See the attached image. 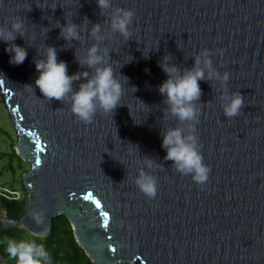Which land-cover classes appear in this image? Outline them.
<instances>
[{
	"label": "water",
	"instance_id": "water-1",
	"mask_svg": "<svg viewBox=\"0 0 264 264\" xmlns=\"http://www.w3.org/2000/svg\"><path fill=\"white\" fill-rule=\"evenodd\" d=\"M117 8L135 13L128 41L111 31ZM17 18L24 35L15 33L9 43L28 55L11 65L0 41V86L18 135L14 150L30 163L22 178L27 207L19 221L3 218L0 233L17 227L44 238L63 215L93 264H264V0H111L107 9L96 0H0V28L10 30ZM66 21L77 25L80 40L61 37ZM96 24L100 40L90 35ZM93 44L127 84L112 115L98 111L86 124L70 101L42 96L34 60L54 47L68 75L91 78L95 69L81 67L77 56ZM204 51L212 68L230 78L226 85L215 77L199 82L192 134L211 169L199 186L164 159L162 133L189 130L169 113L158 88L167 79L163 57L183 74ZM84 82L75 81L73 90ZM234 92L245 107L227 118L221 96ZM141 172L157 180L153 199L135 183ZM33 212H42L39 224Z\"/></svg>",
	"mask_w": 264,
	"mask_h": 264
},
{
	"label": "clouds",
	"instance_id": "clouds-1",
	"mask_svg": "<svg viewBox=\"0 0 264 264\" xmlns=\"http://www.w3.org/2000/svg\"><path fill=\"white\" fill-rule=\"evenodd\" d=\"M96 4L100 9H107L111 7V0H96ZM134 16L135 13L132 10L117 8L109 20L111 31L113 33L118 32L125 41H128L133 35L130 28ZM24 27V21L17 18L11 24L10 30L0 28V41L7 45L4 51L9 54L11 65H22L28 55L25 48L15 43H9L16 39L15 33L21 37L24 35ZM100 30V25L96 24L93 26L90 35L100 40L102 39L99 35ZM60 35L65 41L80 40L77 25L70 21H66L65 26L60 30ZM99 52V47L93 44L87 50L86 55L77 56V62L81 67L87 66L89 69H95V74L91 78H89L88 72L68 75L67 64L64 61H58L57 50L54 47L46 49L43 59L34 60L36 71L39 73L35 80V87L39 89L42 96L49 102L52 100L70 101L71 112L78 120L86 124L92 123L98 111L112 115L121 105L127 84V78H117L113 68L107 65L104 56L100 55ZM104 55H107V49H105ZM169 59L165 56L159 63V67L167 79L159 86L158 91L161 96L166 98L164 103L168 106L169 113L175 116L180 123L187 124L189 134L185 135L179 127L163 132L161 147L167 153L164 159L173 162L176 172L183 176H191L197 185L204 186L209 179L211 169L204 163V157L197 144V137L192 134L196 131L195 124L199 123L200 110L197 105L202 96L199 82L210 81L215 77L226 85L230 74L225 72L221 77L212 68V60L208 51L197 55L194 58L192 69L185 70L183 74H179V70L175 66L169 65ZM201 63H203V67H201ZM101 64L105 66L99 67ZM205 69L208 72L207 76ZM82 77L86 82L80 83L79 89L74 91L73 83ZM26 87L32 89L31 85ZM221 100L224 101L222 109L225 117L234 118L241 115V109L245 107V100L239 92L222 95ZM145 163L151 167L153 161L146 159ZM135 183L149 199L156 197V178L141 172ZM32 218L39 224L43 220V214L42 212H33ZM36 239L37 237L33 236L19 242L13 239L4 241L7 259L15 261V264H50L49 253L43 244L36 242Z\"/></svg>",
	"mask_w": 264,
	"mask_h": 264
},
{
	"label": "trees",
	"instance_id": "trees-1",
	"mask_svg": "<svg viewBox=\"0 0 264 264\" xmlns=\"http://www.w3.org/2000/svg\"><path fill=\"white\" fill-rule=\"evenodd\" d=\"M10 155L12 158L16 157L20 160L13 147H11ZM18 169L20 172L26 173L21 164ZM26 196L27 190H25L24 194L22 193L21 199L16 201H8L0 197V214L2 217L17 221L21 220L26 213ZM21 232H24L23 229L12 227L0 233V264H15V261H9L6 257L4 241L7 239L14 240ZM36 241L43 244L45 250L49 253L50 264H93L76 243L71 225L63 215L53 219L48 236L44 238L37 237Z\"/></svg>",
	"mask_w": 264,
	"mask_h": 264
},
{
	"label": "rangeland",
	"instance_id": "rangeland-1",
	"mask_svg": "<svg viewBox=\"0 0 264 264\" xmlns=\"http://www.w3.org/2000/svg\"><path fill=\"white\" fill-rule=\"evenodd\" d=\"M6 96L0 86V186L12 188L24 194L26 190L22 182L24 173L22 171L20 172L18 166L21 164L27 173L30 169V163L23 161L21 158L20 160L22 161L16 157L12 158L10 155L11 147L14 148L18 142V135L14 129L12 114L10 115L8 111ZM23 231L25 233L26 230L23 229ZM31 237L33 236L31 235ZM133 264L141 263L136 261Z\"/></svg>",
	"mask_w": 264,
	"mask_h": 264
},
{
	"label": "built area",
	"instance_id": "built-area-1",
	"mask_svg": "<svg viewBox=\"0 0 264 264\" xmlns=\"http://www.w3.org/2000/svg\"><path fill=\"white\" fill-rule=\"evenodd\" d=\"M0 197L8 200V201H16L21 199L22 197V192L18 190H12L6 187H1L0 186ZM3 217L0 214V222L2 221Z\"/></svg>",
	"mask_w": 264,
	"mask_h": 264
},
{
	"label": "crops",
	"instance_id": "crops-1",
	"mask_svg": "<svg viewBox=\"0 0 264 264\" xmlns=\"http://www.w3.org/2000/svg\"><path fill=\"white\" fill-rule=\"evenodd\" d=\"M26 233V234H25ZM25 233L21 232L20 234L17 235V237L14 239L15 241L19 242L21 240H24L27 237H31L26 231ZM27 235V236H26ZM37 242V241H36ZM38 244H41L40 242H37Z\"/></svg>",
	"mask_w": 264,
	"mask_h": 264
},
{
	"label": "bare ground",
	"instance_id": "bare-ground-1",
	"mask_svg": "<svg viewBox=\"0 0 264 264\" xmlns=\"http://www.w3.org/2000/svg\"><path fill=\"white\" fill-rule=\"evenodd\" d=\"M7 96H8V94H7ZM7 96H6V97H7ZM135 262H136V261H135Z\"/></svg>",
	"mask_w": 264,
	"mask_h": 264
}]
</instances>
